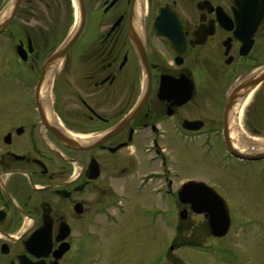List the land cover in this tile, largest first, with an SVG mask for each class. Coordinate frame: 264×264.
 Returning <instances> with one entry per match:
<instances>
[{"label":"flooded vegetation","instance_id":"obj_1","mask_svg":"<svg viewBox=\"0 0 264 264\" xmlns=\"http://www.w3.org/2000/svg\"><path fill=\"white\" fill-rule=\"evenodd\" d=\"M83 1L56 65L46 61L62 43L43 60L31 35L0 34L11 42L0 59V264H92L99 219L128 216L136 233L133 196L148 204L142 227L161 214L168 228L171 204L190 209L185 184L219 191L182 173L184 153L254 163L228 145L234 126L253 135L252 117L264 124V80L251 89L264 73V0ZM13 48L17 67L3 71ZM158 194L167 210L153 207Z\"/></svg>","mask_w":264,"mask_h":264},{"label":"rangeland","instance_id":"obj_2","mask_svg":"<svg viewBox=\"0 0 264 264\" xmlns=\"http://www.w3.org/2000/svg\"><path fill=\"white\" fill-rule=\"evenodd\" d=\"M11 2L0 0V19ZM74 23L72 0H24L9 29L15 34V43L31 35L44 60L68 38ZM7 43L11 45L9 40H0V59L6 54L3 51ZM16 57L13 48L5 57L3 71L8 70V64L17 67ZM256 120L258 123L254 125L258 128L251 127V131L264 138V124L260 118L252 117V121ZM194 151L196 154H183L182 173L190 178L206 179L229 200L232 208L230 233L222 239L214 238L203 215L170 205L169 201L168 228H165V220L160 214L157 215L156 228L148 230L147 226L142 227L143 219L135 217L138 210L147 208L148 204H134V201L142 202L143 198L133 196L129 209L134 217H130L134 221L133 228L138 226L140 230L138 228L132 234L126 231L131 225L124 224L128 216H122L121 225L117 223L115 226L99 219L93 228L92 264H264V161L246 165L234 161L228 165L225 160H220L223 153L219 150L215 157L214 154L205 157L203 162L202 153L197 149ZM201 161L205 163L201 166L205 172L199 167ZM155 197L157 204L153 207L167 210L162 195ZM182 215L185 216L183 220ZM179 224L181 228L177 231Z\"/></svg>","mask_w":264,"mask_h":264},{"label":"water","instance_id":"obj_3","mask_svg":"<svg viewBox=\"0 0 264 264\" xmlns=\"http://www.w3.org/2000/svg\"><path fill=\"white\" fill-rule=\"evenodd\" d=\"M23 1L24 0L15 1L8 18L0 25V31L8 26L15 18ZM78 3L81 18L80 26L82 27L85 18V6L83 0H78ZM76 38L68 40L63 48L59 52H56L48 60L46 66L59 62L64 57L65 52L74 43ZM18 53L22 58L24 57V51L22 52V49H19ZM262 80H264V73L262 74L261 79L252 85L251 89L255 88ZM229 148L235 156L242 159L250 161L264 159V152L245 155L238 153L230 144ZM179 200L181 203L190 204L192 210L196 214L206 215V217L208 218L211 233L214 237L221 238L227 235L231 224L230 212L225 201L214 190L206 187L202 183L190 182L183 187L181 192H179ZM182 218L185 219V216L182 215Z\"/></svg>","mask_w":264,"mask_h":264},{"label":"bare ground","instance_id":"obj_4","mask_svg":"<svg viewBox=\"0 0 264 264\" xmlns=\"http://www.w3.org/2000/svg\"><path fill=\"white\" fill-rule=\"evenodd\" d=\"M14 0H12L9 8L5 11L4 16L1 17V19H4L6 16L9 15L12 6H13ZM73 3L76 7V0H73ZM251 93L238 107H239V113L240 117L243 116L246 108L251 103ZM234 126V125H233ZM232 143L234 146V149L240 153V154H254V153H260L264 152V138L252 136L250 133L246 132L244 129H241V127H233L232 128ZM82 142H87V140H91V138H79Z\"/></svg>","mask_w":264,"mask_h":264}]
</instances>
